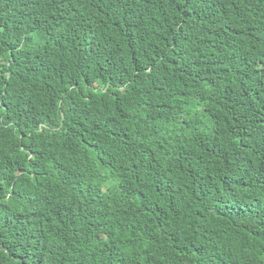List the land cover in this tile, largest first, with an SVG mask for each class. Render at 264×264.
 <instances>
[{
  "label": "trees",
  "instance_id": "obj_1",
  "mask_svg": "<svg viewBox=\"0 0 264 264\" xmlns=\"http://www.w3.org/2000/svg\"><path fill=\"white\" fill-rule=\"evenodd\" d=\"M0 264H264V0H0Z\"/></svg>",
  "mask_w": 264,
  "mask_h": 264
},
{
  "label": "clouds",
  "instance_id": "obj_2",
  "mask_svg": "<svg viewBox=\"0 0 264 264\" xmlns=\"http://www.w3.org/2000/svg\"><path fill=\"white\" fill-rule=\"evenodd\" d=\"M84 143H86V140L84 139Z\"/></svg>",
  "mask_w": 264,
  "mask_h": 264
}]
</instances>
